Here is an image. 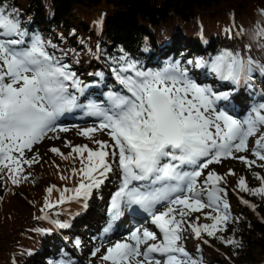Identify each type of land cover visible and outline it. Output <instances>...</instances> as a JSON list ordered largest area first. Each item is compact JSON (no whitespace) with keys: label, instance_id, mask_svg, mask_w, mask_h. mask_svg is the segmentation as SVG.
<instances>
[{"label":"snow or ice","instance_id":"obj_1","mask_svg":"<svg viewBox=\"0 0 264 264\" xmlns=\"http://www.w3.org/2000/svg\"><path fill=\"white\" fill-rule=\"evenodd\" d=\"M3 3L0 0V179L5 170L14 185L27 179L22 175L23 165L31 166L39 157L26 159L25 151L49 132L68 131L57 129L55 122L64 113L82 108L86 115L97 117L99 123L80 129L78 134L96 147L66 142L71 148L69 156L74 153L80 159L81 167L72 168V174H79L80 180L74 188L63 190L57 204L87 199L93 189L118 171L120 186L111 198V220H118L126 210L146 213L159 235L148 227H136L109 246L101 261L202 264L184 248V233L190 231L197 239H203L202 233L216 237L218 231L227 230L225 225L230 220L229 205L222 195L224 177L214 171L205 175L204 170L227 158L238 159L248 168H264V96L244 119H239L217 108L219 101L229 100V92L218 93L201 86L179 64L143 70L122 56L114 62L118 67L112 69L121 90L109 92L106 103L81 104L79 96L89 85L51 54L38 35L29 38L17 11L8 10ZM260 15L264 18V11ZM236 35L248 37L250 43L245 48L249 54L224 50L210 62L195 63L206 67L220 81L251 87L253 73H264V63L250 54L257 46L264 50V19L252 30L240 29ZM96 75L102 77L103 73ZM98 131L105 132L109 139H95ZM257 134L250 149L249 139ZM50 151L67 159L57 148ZM249 151L255 159L236 155ZM229 174L234 175L231 170ZM254 175L261 181L260 187L249 189L245 178L240 177L238 188L264 197V177ZM54 188L55 185L49 187L48 193ZM65 193L71 195L66 197ZM55 206L46 200V208ZM201 212L212 223H199V216L191 219L192 213ZM110 229L111 223L104 232ZM225 242L238 244L234 240ZM99 251L96 249L92 255Z\"/></svg>","mask_w":264,"mask_h":264},{"label":"trees","instance_id":"obj_2","mask_svg":"<svg viewBox=\"0 0 264 264\" xmlns=\"http://www.w3.org/2000/svg\"><path fill=\"white\" fill-rule=\"evenodd\" d=\"M3 6L15 9L28 37L38 35L48 45V51L69 65L89 85L87 88L100 87L103 92L116 89L112 69L118 67L114 62L122 56L140 68L154 69L152 62L163 67L179 60L183 66L187 62L195 66L197 60L210 62L224 50L247 55L248 37L237 38L234 30H252L264 19L260 15L264 0H4ZM201 38L206 40L205 49ZM169 44L174 46L173 59L171 52L162 54L164 50L169 52ZM96 48L108 72L95 63ZM250 54L263 63L264 51L260 47L253 48ZM96 73H103L102 82ZM34 156L39 157L38 162L23 165L22 175L27 179L14 185L7 170L0 179V264H13V260L18 264H56L60 251L66 250L54 226L68 224L66 212L77 206L52 211L48 222L39 219L49 209L45 207L46 200L56 205L65 187L73 188L79 183V174L69 179L72 169L68 167L75 164L79 169L81 164L75 156L64 159L56 155L44 163L37 152L25 154L26 159ZM52 185L60 188V194L59 190L48 193ZM222 195L229 205L227 230L218 231L216 237L202 236L217 250L220 248L226 258L199 240L189 255L202 264H264V197L241 192L249 202L256 203L257 209L250 210L226 188ZM73 229L77 232L65 231L76 247V241H85L84 236L91 241L97 236L85 222ZM227 240L238 244H227Z\"/></svg>","mask_w":264,"mask_h":264},{"label":"rangeland","instance_id":"obj_3","mask_svg":"<svg viewBox=\"0 0 264 264\" xmlns=\"http://www.w3.org/2000/svg\"><path fill=\"white\" fill-rule=\"evenodd\" d=\"M165 47L166 46H163L162 48L164 49ZM189 48H193V46L189 45ZM168 53H170V52H167L166 50L162 51L163 55H167ZM168 58H169V56H168ZM178 62H180V60ZM180 67L182 69L186 68V66H183V65H181ZM190 69L192 70V72H194V71L197 72V70H198L197 67H195L194 69H192V68H190ZM146 70H148V69H146ZM188 74H189V72H188ZM189 77L191 79H193L196 83L200 84L201 86H204V84H203L204 82H200V81L196 80L193 76H189ZM262 82L264 83L263 80H262ZM210 88L214 92L220 93V91L215 86H210ZM229 91L234 92L235 90L229 89ZM262 96H264V92L259 94V96H258L259 97V101L258 102L261 101ZM221 104H222V102H220V103L218 102L217 103V108L218 109H221V107L219 106ZM87 116L88 115H86L85 112H84V117H83L84 120L83 119H81L79 121H74L73 120L71 123H63V124H58V123L55 122L56 126H57V129H59V128H67L68 131L64 132V131L57 130L56 132H49L47 134V136L42 141H40L37 144L33 145L32 149L28 153H30V152L39 153L42 157H44L43 162L47 163V162L52 161V157L51 156L54 157V156L58 155L56 153L51 152L50 151L51 148L59 149L60 152L64 154V156H68L69 155V153L71 152V148L66 146V142L70 143L73 146L87 144L89 147L95 148L96 145L93 144L88 138L78 134L80 129H84V128H87V127L95 126L96 124L99 123V119L97 117L89 116V120H87ZM258 136H259V134H257V136L250 137V139H249V148L250 149L254 146V142L258 138ZM54 137H58V138H54ZM94 138L95 139H100V140H108L109 139V137L106 135L105 132H100V131H98V132H96L94 134ZM236 155H245L249 159H255V157L252 156L251 151H249L247 153H237ZM71 156H75V154L73 153V155H71ZM86 156H87V153H85V157ZM59 157L61 158L62 156L59 155ZM76 158L78 159V162L80 163V159L78 157H76ZM259 163H261V162L257 161V164H259ZM73 167H75V164H71L68 167V169L71 170ZM230 170H231L232 173H234V175H230L229 174ZM208 171H214L217 174H219L222 177H224V181H222V182L226 185V187L228 188V191L230 193H232L231 191H236L237 192V188L235 187V184H237V181L239 180L238 178H240V177H244L245 178L248 188L252 187L253 185H259V183L261 184V181L255 178V175H254L255 173H258L261 177H264V168L257 167V166H253L251 168H248L240 160L231 159V158L223 159L220 163H213V164L209 165V168L204 170V174L207 175L206 173ZM247 171H250V172L248 173ZM72 175L73 174H72V171H71V176H69L70 180L72 178ZM117 176H118V171H114L112 174L109 175L107 181H109L110 179H113V178H115ZM202 179H203V177L201 178V180ZM74 187H75V185H73V188ZM107 188L108 187L106 186L104 189L101 190V192H97L96 193V196L99 197V201L103 202L105 205L108 202L110 204L111 203V198H112V197L109 198V195L107 193ZM68 195H71V194L70 193H65L66 197ZM207 211H209V209H204L203 210V212H207ZM203 212H201V213H192L191 219H195L197 216H199V218H200L199 221H198L199 223H207L208 220L204 218ZM98 219H99V217H98V215H96V222L98 221ZM93 221H95V217H93V216H90V217H88L86 219V222H89V223L93 222ZM125 224L127 225L128 229L124 230V231H122L120 233L119 232H115L114 235L111 234L110 235V239L106 242V245L105 244L100 245V243H98V242L95 243L96 245H93V244L89 243L92 246H95V247L97 246V247L93 251H90V252L82 251L83 254H81L80 259L83 261V264H105V262L101 261L100 257L102 255H104V253L106 252V250H107V248L109 246L114 244L116 241L122 240L123 238H125L134 228L140 227V226L147 227V223H143L140 226L137 225V226H134V227H130V223L128 221ZM116 226L117 225L115 224V227ZM150 230L157 231L156 229H152V228H150ZM157 233H158V231H157ZM158 235H159V233H158ZM187 235L189 236V234H187V232H185L184 233L185 239L183 240L182 243H183L184 248L185 249L187 248V250L190 252L193 249V246H196V244L198 243L199 239H197L195 237L188 238ZM204 238H206V237L203 236V239ZM206 239H208V238H206ZM201 240L202 239H200L199 241L201 242ZM203 245H205V244H203ZM205 246H207V245H205ZM207 247H209V246H207ZM209 248H211V247H209ZM96 249H99L100 251L97 252L95 256H93L92 253ZM211 249H213V248H211ZM213 250H215V249H213ZM216 252L226 258V255L223 254V251L220 248ZM192 254H195V253H192Z\"/></svg>","mask_w":264,"mask_h":264}]
</instances>
